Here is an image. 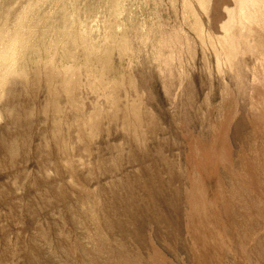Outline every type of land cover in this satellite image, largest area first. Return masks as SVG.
<instances>
[{"label":"rangeland","instance_id":"obj_1","mask_svg":"<svg viewBox=\"0 0 264 264\" xmlns=\"http://www.w3.org/2000/svg\"><path fill=\"white\" fill-rule=\"evenodd\" d=\"M0 264H264V0H0Z\"/></svg>","mask_w":264,"mask_h":264}]
</instances>
